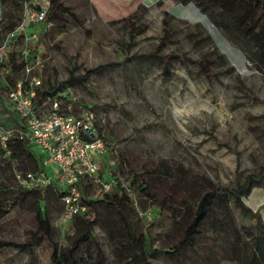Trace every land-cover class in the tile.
I'll list each match as a JSON object with an SVG mask.
<instances>
[{
	"label": "rangeland",
	"instance_id": "rangeland-1",
	"mask_svg": "<svg viewBox=\"0 0 264 264\" xmlns=\"http://www.w3.org/2000/svg\"><path fill=\"white\" fill-rule=\"evenodd\" d=\"M54 2L66 12L35 25L27 43L19 36L8 42L17 66L8 63L0 73V119L20 124L8 102L10 82L35 77L50 92L69 77H82L59 91L65 97L60 110L95 114L114 165L104 179L111 184L107 192L84 184L92 200L85 219L93 224L78 263L258 264L252 237L264 229V179L242 196L248 211L231 196L215 201L197 235L176 249L205 192L233 189L264 168V70L251 60L254 49L231 40L193 1ZM21 18L20 6L0 0V43ZM165 29L171 41L157 53L163 62L146 57L156 53ZM24 45L28 72L20 66ZM203 59L212 62L211 78L195 63ZM100 65L106 67L92 71ZM12 153L9 158L0 150V239L26 243L40 206L52 241L68 247L82 222L59 220L63 208L52 187L42 199L24 195L15 175L34 171V162L20 146ZM105 196L108 204L101 201ZM50 252L44 239L30 250L3 248L0 264H52Z\"/></svg>",
	"mask_w": 264,
	"mask_h": 264
},
{
	"label": "built area",
	"instance_id": "built-area-1",
	"mask_svg": "<svg viewBox=\"0 0 264 264\" xmlns=\"http://www.w3.org/2000/svg\"><path fill=\"white\" fill-rule=\"evenodd\" d=\"M21 3L20 23L0 43V73L9 62L11 51L8 42L19 36L27 43L34 38V26L44 23L48 15V0H21ZM26 57L24 45L21 61L28 72ZM33 85H39L35 77L27 84L18 81L10 89L8 102L20 120V126H7L0 119V146L6 147L12 139L24 140L32 146L44 170L17 173V185L23 189L54 185L60 191L59 200L63 208L59 220L67 222L75 217L86 218L90 208L84 200L85 182L91 180L104 192L111 186L110 180H104L111 177L110 167L114 165V161L107 159L110 148L104 142L102 128L96 124L95 114L90 109H83L77 115L61 111L60 103L55 98L49 101L47 110L39 109L35 106Z\"/></svg>",
	"mask_w": 264,
	"mask_h": 264
},
{
	"label": "trees",
	"instance_id": "trees-1",
	"mask_svg": "<svg viewBox=\"0 0 264 264\" xmlns=\"http://www.w3.org/2000/svg\"><path fill=\"white\" fill-rule=\"evenodd\" d=\"M191 1L194 2V5L202 14L211 18L213 20V23L217 27L225 31V33L231 40L246 46H251L254 49L251 60L255 63L257 68L264 70V0H183V2L185 3ZM11 3L13 4V6H20L22 10L21 0L19 3L16 0H11ZM49 3V11L45 22L51 19H58L62 14L66 12V9L62 8L60 5H57L54 0L49 1ZM219 17L221 20H218ZM126 20L128 19H125V21ZM225 23L228 24L225 25ZM16 25L17 23L14 22L9 26V28L12 29ZM169 41H171V34H169L168 30L165 29L164 35L156 47V53L150 54L146 57H154L156 60L163 62L164 59L161 56L157 55V53L160 52ZM172 57L174 59L178 58L177 56ZM8 63L13 69L17 66L14 52H10ZM195 63L200 66L201 71L207 77L211 78L209 68L212 62L210 60L203 59ZM20 66H24L23 61H21ZM105 67L106 65H100L94 68L92 71L103 69ZM81 79L82 77H69L65 82H61L58 85L51 87L50 92H45L37 86L35 97L38 98V101H36L37 99H34L35 106H38L40 109L47 110L49 108V101L54 98L57 99L61 105V101L65 99V97L63 96V94L60 95L59 91H61V89L64 87V84L67 83L69 85H73L74 82ZM16 83L10 82L12 88ZM102 137L104 142L107 144L104 134ZM17 146H20L22 150L29 153L31 159L38 167L37 170H44L40 157H35L33 155L32 150L28 149V145L24 140L20 141L12 139L6 145V147L0 146L2 156L8 155L7 157L9 158L13 157L14 154L12 152ZM262 179H264V168H262L257 173L247 175L244 181L233 189L214 188L211 191L205 192L197 201L195 213L191 221V228L189 229L185 240L179 246H177L176 249L178 250L181 247L185 246L191 239H193L197 235L202 225L205 224L208 218H210L212 204L215 201H221L227 196H231L233 199V203L237 208H240L243 211H248V209L243 205L241 201L242 196H247L252 187L256 184H259ZM87 181L91 182V180ZM47 187H52L54 195L59 199V189L54 185H50ZM45 188L25 189L23 194L25 195L34 192L39 196L40 199H42V194L46 190ZM107 199L108 197L105 196L101 201L108 204ZM84 200L88 203V205L92 202V200L87 199L86 196ZM1 211L5 212L7 210H3L1 208ZM254 217L256 221L262 226V221L259 214H255ZM72 220L82 222L83 231L73 238L68 247L63 249L59 248L52 241L50 222L45 216L43 210L40 208V206H38L35 213L36 228L34 231L30 232L29 240L26 243H16L10 240L0 239V249L23 248L26 250H30L33 242L44 239L50 247V257L52 264H79L76 254L80 246L85 243L88 240L89 236L92 234L93 223L83 217H75ZM262 228H264V226H262ZM261 233L262 234H260L259 236L252 237V252L256 255L258 264H264V229H262Z\"/></svg>",
	"mask_w": 264,
	"mask_h": 264
},
{
	"label": "crops",
	"instance_id": "crops-1",
	"mask_svg": "<svg viewBox=\"0 0 264 264\" xmlns=\"http://www.w3.org/2000/svg\"><path fill=\"white\" fill-rule=\"evenodd\" d=\"M16 116V115H15ZM18 121H19V123H20V120L19 119H17ZM13 125H15V124H13ZM19 126H20V124H19ZM35 150H32V153L34 152ZM36 152V151H35ZM34 155V154H33ZM35 156V155H34ZM36 156H38V154H37V152H36ZM34 166H35V168H34V171L35 170H37L38 169V167H37V165L35 164V162H34ZM46 172L48 173V174H50V171L49 170H46Z\"/></svg>",
	"mask_w": 264,
	"mask_h": 264
},
{
	"label": "water",
	"instance_id": "water-1",
	"mask_svg": "<svg viewBox=\"0 0 264 264\" xmlns=\"http://www.w3.org/2000/svg\"><path fill=\"white\" fill-rule=\"evenodd\" d=\"M204 16V15H203Z\"/></svg>",
	"mask_w": 264,
	"mask_h": 264
}]
</instances>
